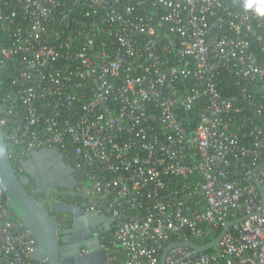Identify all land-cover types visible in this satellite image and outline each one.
I'll return each mask as SVG.
<instances>
[{"label":"built area","instance_id":"obj_1","mask_svg":"<svg viewBox=\"0 0 264 264\" xmlns=\"http://www.w3.org/2000/svg\"><path fill=\"white\" fill-rule=\"evenodd\" d=\"M0 116L12 162L57 147L114 217L107 264L244 215L165 264H264V18L236 0H0ZM36 248L0 188V264Z\"/></svg>","mask_w":264,"mask_h":264},{"label":"water","instance_id":"obj_2","mask_svg":"<svg viewBox=\"0 0 264 264\" xmlns=\"http://www.w3.org/2000/svg\"><path fill=\"white\" fill-rule=\"evenodd\" d=\"M0 144H6L1 116ZM31 162H37L39 166L47 165L43 169L45 174L34 175L27 167V164ZM18 164L24 175H19L14 168L9 152L0 156V188L10 210L36 240L37 248L33 251L32 258L35 260L45 258L47 264H107L109 254L101 247L99 237L90 239L92 234L84 230L89 231L90 228L96 227L99 228L101 234L108 232L111 230L114 217L100 215L89 210L90 202L86 205L87 209H82L80 205L67 204L59 200L52 202L49 197V194L57 192L58 188L65 191L73 190L78 181L82 179L81 173L64 160L63 155L55 146L30 150L18 160ZM261 167L264 168V166ZM55 179L59 181L56 182ZM30 180L35 181L39 192L46 190L44 200L38 201L28 191L26 185ZM86 185H89V182ZM41 186L43 188H40ZM260 193L263 209L264 194L261 189ZM52 210L70 217V227L62 230L60 240L58 239L60 222L52 216ZM247 216L227 221L219 235L207 243L174 242L169 244L161 254L160 264H165L167 253L174 247L187 246L195 252L209 250L220 241L231 225L244 220Z\"/></svg>","mask_w":264,"mask_h":264},{"label":"flooded vegetation","instance_id":"obj_3","mask_svg":"<svg viewBox=\"0 0 264 264\" xmlns=\"http://www.w3.org/2000/svg\"><path fill=\"white\" fill-rule=\"evenodd\" d=\"M27 167L31 169V171L34 175L35 174L43 175V174H45L43 172V169L46 168L47 165L44 164L42 166H39L37 162H31V163L27 164ZM17 172L19 175H24L22 172V169H20ZM55 181L57 182L59 180L55 179ZM83 184H85V181L82 178L80 181H78L77 186L73 190L65 191L64 189L58 188L57 192H51L49 194V197L52 200V202L59 200L61 202L67 203V204L80 205L82 207V209H87L86 205L89 203V198H87V196L85 194H83L81 191H79V188ZM26 187L35 199H37L38 201L44 200L46 190L44 189L43 192H39V188L35 185V181L30 180L27 183ZM40 188H43V187L41 186ZM81 194L83 196H79ZM88 209H89V207H88ZM51 214L58 222H60V226H59V230H58V239L60 240L62 230L70 227V217H69V215L56 212L55 210H52ZM84 232H89L92 234V236H90V239H92V238L94 239L96 236H98L100 239V242L102 243V241L106 238V236L109 234L110 231L101 234L100 233L101 231L99 230V228L95 227V228H90L89 231L84 230ZM73 243H77V242H73Z\"/></svg>","mask_w":264,"mask_h":264},{"label":"clouds","instance_id":"obj_4","mask_svg":"<svg viewBox=\"0 0 264 264\" xmlns=\"http://www.w3.org/2000/svg\"><path fill=\"white\" fill-rule=\"evenodd\" d=\"M236 4L241 11L264 18V0H236ZM9 150V144H0V156L7 154ZM12 151H15V149L13 148Z\"/></svg>","mask_w":264,"mask_h":264},{"label":"trees","instance_id":"obj_5","mask_svg":"<svg viewBox=\"0 0 264 264\" xmlns=\"http://www.w3.org/2000/svg\"><path fill=\"white\" fill-rule=\"evenodd\" d=\"M261 118L264 120V116L261 117ZM66 162L70 163L69 160H66ZM12 164H13L14 168L19 165L18 161L17 162H12ZM113 257L115 258V259H113L114 264H122L120 255H118L117 253H114Z\"/></svg>","mask_w":264,"mask_h":264}]
</instances>
